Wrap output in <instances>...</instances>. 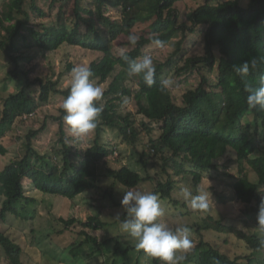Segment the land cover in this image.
<instances>
[{"label": "trees", "instance_id": "16d2710c", "mask_svg": "<svg viewBox=\"0 0 264 264\" xmlns=\"http://www.w3.org/2000/svg\"><path fill=\"white\" fill-rule=\"evenodd\" d=\"M27 1L34 15L46 17L38 6V0H10L1 3L0 7V26L6 33L5 40H0V48L15 64L9 79L16 80L20 75L24 79L23 87L3 101L0 113L1 155L9 153L3 143L4 138L16 130V124L23 116L36 112V118L38 110L48 105L53 96L66 98L69 94V88H59L61 78L55 81L41 77L32 79L28 73L21 72L15 54L19 50L18 37L25 29L29 28L33 36L27 47H36L46 54L66 45L102 53L103 57L89 66L94 73L92 79L98 85H104L112 76L113 79L103 91L100 103L104 110L94 130L96 138L85 150L65 142L67 133L62 108L59 116L47 118L41 128L29 130L23 157L0 171V197L4 198L0 217L3 221L8 215L28 219V209L37 203L28 196L29 188L68 200L97 190L100 167L108 164V158L117 155L115 146L102 142L108 129L117 130L130 145L140 141L144 130L149 135L155 129L159 131L156 139H150V153L159 157L162 172L168 176L165 182L157 177H143L127 165L110 169L109 174L117 184L129 189L147 181H157L153 192L159 194L160 201L177 209L187 210L188 207L186 202L181 203L174 197L177 184L174 175L191 181L195 189H200L205 174L219 170L226 153L235 151L241 174L232 185L235 200L246 206L243 213L256 220L259 205L264 199V110L248 107V93L244 87L246 83L258 86L259 76L264 75V0H249L247 6H243L241 0H206L186 11L183 21L178 4L187 0H51V5H58L55 23L33 26L29 25L31 14L25 9ZM112 8L120 11V19L107 15ZM132 31L140 36V40L135 47L129 43L133 47L126 51L130 60L144 56L143 50L152 44L154 33L169 45L178 39L171 56L156 63L155 83L151 87L141 77L134 76L138 78L137 90L126 85L131 78L127 75L128 61L114 56L110 50L111 43L122 36L127 37ZM198 31L203 34L204 53L194 55L190 53L191 47L185 45L188 36ZM22 38L24 41L28 39L25 35ZM252 60H255L256 68H250L248 76L237 74L235 66ZM166 70L174 71L180 77L198 71L200 84L185 92L179 102L171 89L162 87ZM125 97L134 98L137 114L142 117L140 122L132 112L124 114L120 111ZM49 120L59 125V148L57 152L43 153L36 148L35 141L47 129ZM145 155L143 152L140 160L143 165H147ZM247 165L257 176L255 182L246 173ZM27 182L30 184L26 185ZM111 197L116 206H121L113 195ZM60 221L66 228L80 223L93 231H99L105 225L97 216L90 217L87 222L74 218H61ZM195 227L198 232L233 234L247 244L251 254L246 262H242V256L231 258L217 247L201 241L183 264H189L193 259L197 264H264V260L259 258L264 247H261L257 234H247L213 218ZM81 234L86 235V239L79 246L71 247L73 256H80L76 250L85 245L100 250L115 242L116 254L129 257L131 253L139 252L148 257L151 264H160L135 246L122 247L119 238L99 243L96 237L85 232ZM0 247L9 264H24L21 246L2 231Z\"/></svg>", "mask_w": 264, "mask_h": 264}, {"label": "rangeland", "instance_id": "374dc122", "mask_svg": "<svg viewBox=\"0 0 264 264\" xmlns=\"http://www.w3.org/2000/svg\"><path fill=\"white\" fill-rule=\"evenodd\" d=\"M10 0H0L1 3ZM206 0H187L178 4L181 20H184L186 11L191 10ZM38 6L45 12L46 17L40 18L31 12L30 2L27 1L25 9L31 14L29 25L55 23L58 14V5H51V0H38ZM243 6H247L249 0H241ZM69 14L72 12V5L70 6ZM33 14V15H32ZM114 19H120V11L112 8L107 13ZM71 23V22H70ZM72 24V23H71ZM31 32L25 29L22 35L28 39L24 41L22 35L18 37L19 50L15 54L18 58V64L21 72L29 74L30 78L35 79L51 78L54 81L60 79V89L66 90L70 84V73L72 68L80 63L90 64L94 61H99L103 54L99 52H92L86 49L75 46H63L61 49L44 53L36 47L28 48L27 45L32 43L33 36ZM5 31L0 26V40H5ZM175 39L170 44L167 52H159L152 44L147 45L143 52L144 55L152 54L154 57H159L156 63L167 60L175 50ZM187 47H191V54L201 55L204 53V38L201 32L190 34L186 41ZM130 51L133 47L129 45L127 37L122 36L117 41L110 44V50L114 56H120V49ZM71 67V69H70ZM15 68L11 58L6 51L0 48V113L2 111L3 101L9 95L16 93L23 87L24 79L20 75L16 80L9 79L11 71ZM120 71V69H118ZM214 78V75H213ZM113 76L104 85H97L105 91L112 81ZM173 81V86L170 88L176 100L181 102L182 96L185 92L195 89L201 81L200 73L193 72L185 76H177L176 73L166 70L163 80ZM138 78L131 77L126 85L137 90ZM65 98L61 95L53 96L48 105L41 107L38 110V116L28 122L22 120L17 122L16 130L4 138V145L9 149V153L5 156L0 154V171L9 163L17 160L26 152V135L31 129H39L44 121L51 116H59L62 101ZM120 111L124 114L132 112L138 122L142 117L137 114V106L134 98L125 97L122 101ZM66 129V125H65ZM59 125L58 123L48 121L47 129L37 137L35 141L36 148L43 152L55 151L57 152L59 140ZM67 133V131H66ZM159 131L155 129L152 135H149L145 130L140 141L136 145H130L123 140L117 130L108 129L103 136L102 142L111 144L117 149V155L114 158H108V164H103L100 167V180L97 190L88 191L75 200H68L59 196L44 195L33 188H29L28 196L34 198L37 203L32 204L28 209V219L13 215H8L3 221L0 217V231L5 232L11 239L19 244L23 250L22 261L24 264H151L148 257L140 255L139 252H133L129 257H123L121 254H116L115 242L110 243L107 247L98 250V247L85 245L76 251L80 256H73L70 252L72 246H79L81 242L85 241L86 235H80L81 232L88 233L97 238L99 243H103L107 239L119 238L122 247L135 246L131 238L123 233L120 229V221L115 219L117 215L123 220L126 213L122 206H116L112 200L111 195L119 205L123 198V192L132 190L122 185L117 184L109 174V170L119 169L127 165L134 171L139 172L143 177L151 176L165 182L168 176L162 172L161 161L159 157L151 154L150 139H156L159 136ZM95 131L90 138L83 143H77L79 149H86L93 143ZM145 152L143 165L140 160L142 153ZM240 167L237 161V154L233 150H229L220 161V169L217 171H210L205 174V178L200 185V190L207 193L209 209L205 212L193 210L189 203H187V210L177 209L168 203L161 202V206L165 211L164 221L171 227L177 225L187 226L190 229L189 236L194 242L195 247L201 241L209 243L211 246L217 247L222 253L231 258L243 257L242 262H246L247 256L251 253L244 241L239 240L233 234L217 233L212 231L198 232L195 227L196 224L203 225V222L208 218L220 220L224 224L234 226L247 234H257L256 220L251 219L247 214L243 213L246 209L244 204L235 200L232 185L237 179L241 177L239 172ZM246 173L249 175L251 181L255 182L257 176L247 165L245 166ZM177 181L174 197L182 202H185L180 196V189L182 187H190L194 194L196 190L191 181L175 177ZM157 182V181H156ZM156 182L147 181L140 186L134 188L143 192H153ZM30 183L27 182L26 185ZM111 193V195H110ZM225 200L222 202L220 199ZM4 198L0 197V216L1 208ZM26 207V204H25ZM184 215H180V213ZM188 212V213H187ZM187 213V214H186ZM97 216L105 224L99 231H93L90 228H84L80 223H76L70 228L60 221L61 218L70 220L76 219L82 222H87L90 217ZM194 247V248H195ZM264 260V252L260 254ZM0 264H9L4 250L0 247ZM189 264H197L196 260H192Z\"/></svg>", "mask_w": 264, "mask_h": 264}, {"label": "clouds", "instance_id": "9594fccd", "mask_svg": "<svg viewBox=\"0 0 264 264\" xmlns=\"http://www.w3.org/2000/svg\"><path fill=\"white\" fill-rule=\"evenodd\" d=\"M127 40L135 47L140 36L132 31ZM151 43L161 53L167 52L170 47L155 33L152 34ZM120 56L129 63V77H141L148 87L155 83V61L159 59L158 56L146 54L138 60H130L123 48L120 49ZM250 68H256L255 60L235 66V71L239 75L248 76ZM93 76L91 68L84 63L75 65L70 73L69 94L62 101L61 108L67 131L65 142L71 146L86 142L90 138L104 110L100 103L104 93L92 79ZM161 84L163 88L170 89L173 81L163 80ZM244 91L248 93L246 103L250 109L264 110V75L259 76L258 86L253 87L251 83H246ZM123 193L121 206L126 216L121 220L117 215L115 219L120 221L121 231L131 238L136 249L142 250L160 264H183L195 247L189 236L190 229L180 225L173 228L164 221L165 211L159 194L135 189ZM179 194L195 211L205 212L210 207L207 193L200 189L194 194L190 187H182ZM256 221L257 236L261 247H264V199L259 205Z\"/></svg>", "mask_w": 264, "mask_h": 264}, {"label": "built area", "instance_id": "2783aa9c", "mask_svg": "<svg viewBox=\"0 0 264 264\" xmlns=\"http://www.w3.org/2000/svg\"><path fill=\"white\" fill-rule=\"evenodd\" d=\"M35 116H36V112H33L31 114H27V115L23 116V118L21 120L24 122H28L29 120L34 119Z\"/></svg>", "mask_w": 264, "mask_h": 264}]
</instances>
